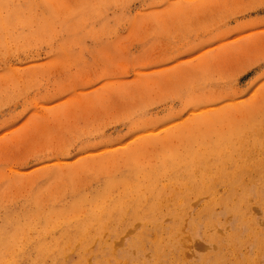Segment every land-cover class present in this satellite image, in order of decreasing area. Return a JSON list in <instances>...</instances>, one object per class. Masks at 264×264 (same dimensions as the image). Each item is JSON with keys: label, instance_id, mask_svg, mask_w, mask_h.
I'll return each instance as SVG.
<instances>
[{"label": "rangeland", "instance_id": "obj_1", "mask_svg": "<svg viewBox=\"0 0 264 264\" xmlns=\"http://www.w3.org/2000/svg\"><path fill=\"white\" fill-rule=\"evenodd\" d=\"M262 76L264 0H0V240L20 234L5 257L75 264L82 250L91 264L101 239L117 264H264V233L244 217L214 204L200 218L204 198L174 195L202 134L215 144L223 129L241 153L243 130L264 129V87L248 94ZM138 195L150 216L125 203ZM117 204L124 217L88 218ZM172 213L181 227L156 243L153 222ZM247 213L264 231V211Z\"/></svg>", "mask_w": 264, "mask_h": 264}, {"label": "bare ground", "instance_id": "obj_2", "mask_svg": "<svg viewBox=\"0 0 264 264\" xmlns=\"http://www.w3.org/2000/svg\"><path fill=\"white\" fill-rule=\"evenodd\" d=\"M262 116H260V118ZM262 119L264 120V117ZM243 123L244 122H242V126L243 125L245 126V123L244 124ZM232 125L231 126L229 125L230 126L229 130H232L231 129ZM236 125L237 124H234V127H236ZM238 127H239V124H238ZM247 127H248L247 130H243V133L241 136L243 140V146H245V150L244 151L241 150V153H233V151H236L237 147H240L241 145L239 144V142H235V140H233L231 137H228V135H227L228 138L226 137L227 142H225V137H222L224 135L223 129L220 131L221 136L218 133L219 131H217V134H219L220 137L218 136V140H217L218 142H216L215 144H213V142L211 144L210 141H207L209 138L206 135L199 132V134H202L201 142L199 146L200 148H205V149L199 152L197 150H192L187 147L188 150L183 153V156L180 159V163L185 164L184 172H182L181 176L178 178L179 180L177 181V184H175V186L178 187L179 190L175 191L174 195H177V196L181 195L182 197L192 196L193 199L194 198L196 199L199 197L204 198V201H203L204 204L202 202L201 210L198 213V217L200 218L204 215L205 211H209V210L214 211L212 205L219 204L218 206L222 207L221 211L223 210L226 213H232L234 217L235 216L244 217V219L247 222L248 227H250V229L252 230H260L257 235L261 236L264 233V231L263 229H259L260 227L259 222L255 218H253L254 216H252V213L254 212V206H257L258 208H261L262 211H264V188H262V185H257V187L254 186L257 181L256 179L259 180L261 177H264V158H261L262 156L256 154V152H254L253 150L251 149L248 150V148L257 147L256 142L264 136V133H263L264 129L261 128L259 131H254V130H248V129L254 128L253 126H247ZM193 128L195 129L196 127H193ZM234 129L236 130V128ZM237 130H240V129H237ZM196 131H198V129ZM227 133H231V131L230 132L228 131ZM187 137L189 138L190 136L187 135ZM189 140L187 139V142ZM236 154L240 155L239 158L233 157V155H236ZM207 157H213L214 162L210 161ZM179 170H180V167H179ZM141 182L142 181H137L135 188H140L139 184ZM219 188H222L223 192H220ZM164 191L165 190H163L159 196L162 197L164 194ZM168 193L171 194L170 189L168 190ZM140 195H138V197L136 198L130 197L125 203L129 205L130 201L134 200L133 206H137V200H139L138 207L134 210V214L144 211V217H148L155 210L156 204H151L148 208H146L147 206L143 208V202H145V200L142 201L141 199L144 197ZM125 197L127 196L125 195ZM101 202H103V200H101ZM191 202L192 200L188 199L185 201V204L182 202V206L190 205L192 204ZM114 207L116 210L114 214L108 213L100 218L99 217H88V218H91L92 222L97 221L101 227L103 223V218L105 216L114 217L115 219L112 218L113 220L117 219V214L118 216L124 217L126 211L121 210V206L119 204L115 205ZM247 212H250L249 216H252V217H247L248 215ZM167 216L173 219V222L170 226L164 223L163 216L162 217L158 216L157 219L155 218V216H153L156 219V221L153 222L155 224H152V225H157V229L154 233H151V235L152 237H155L154 240L156 243H159L161 238H165V237H166L165 239L167 240V242H170V240H172L174 237L175 230L181 227V222H180L182 219L181 217H179L175 213L169 214ZM53 220H57V219H53ZM245 220H244V223H245ZM118 221H119L118 224L116 222L112 226L111 229L113 230H120L122 228L128 229V227L132 226L133 224L130 222L121 223L120 220ZM263 222H264V216H263ZM75 225H77L80 228H84V225L80 221H77ZM199 225H201V223ZM117 227L119 228L117 229ZM174 227H175V230L173 232L169 231V228L173 229ZM17 229L18 228H16V230ZM2 235L3 233L1 232L0 236ZM91 236H92V233L90 232H87L85 234V238H90ZM250 236L251 234L248 237ZM19 237H20L19 232H16L13 235H6V236L1 237L0 264H13L14 263L13 260L6 258L7 256L5 257V252L12 251L14 255L15 254L16 256L19 255V252L16 251L17 239ZM194 239L195 238L193 237L192 233H189L187 237H184L182 239L183 245H186V246L189 245L192 248ZM231 241L233 242L232 238H231ZM253 243L255 246H257L258 244L257 237L255 238ZM98 244L103 247L97 253H92L93 259H96L97 256L101 254H103L106 258H108L110 254H107V252L104 251L103 248L105 247V248H108L109 250H112L114 245L112 243H108L101 239H99ZM57 245L58 244L56 243L54 245L55 247L52 249L42 247L39 249V251L42 254H45L51 251L54 252L57 249L56 248ZM183 245L180 243V245L177 247L174 244L173 247L178 249V251L180 252V249ZM41 250H44V251L42 252ZM77 255L79 257V261L75 264H88L87 256L89 254L81 250L78 252ZM182 255H185L183 251H182ZM59 256L64 260L63 258L64 253H60ZM179 259H181V257L178 254L177 260ZM36 262L39 263L38 260H36Z\"/></svg>", "mask_w": 264, "mask_h": 264}, {"label": "snow or ice", "instance_id": "obj_3", "mask_svg": "<svg viewBox=\"0 0 264 264\" xmlns=\"http://www.w3.org/2000/svg\"><path fill=\"white\" fill-rule=\"evenodd\" d=\"M256 87H264V76H262L258 81L253 82V84L249 88L248 94H250L251 91H254ZM184 115L185 116L188 115V112H185ZM179 118L182 119L183 117H179ZM25 264H31V261H26ZM48 264H66V262L64 261L57 262L56 260H51L48 262ZM67 264H70V262H67ZM91 264H117V261L115 258L112 257L106 258L103 254H101L97 256L96 259L92 260Z\"/></svg>", "mask_w": 264, "mask_h": 264}]
</instances>
